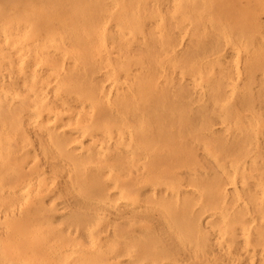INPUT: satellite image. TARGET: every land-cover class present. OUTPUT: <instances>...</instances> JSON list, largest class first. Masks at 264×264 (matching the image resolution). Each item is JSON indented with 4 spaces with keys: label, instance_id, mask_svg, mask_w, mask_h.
Here are the masks:
<instances>
[{
    "label": "bare ground",
    "instance_id": "obj_1",
    "mask_svg": "<svg viewBox=\"0 0 264 264\" xmlns=\"http://www.w3.org/2000/svg\"><path fill=\"white\" fill-rule=\"evenodd\" d=\"M49 1L0 39V264H264V0Z\"/></svg>",
    "mask_w": 264,
    "mask_h": 264
},
{
    "label": "rangeland",
    "instance_id": "obj_2",
    "mask_svg": "<svg viewBox=\"0 0 264 264\" xmlns=\"http://www.w3.org/2000/svg\"><path fill=\"white\" fill-rule=\"evenodd\" d=\"M21 1H23L22 3H21ZM39 1V0H38ZM37 0H0V39H1V34L3 33V31L5 30V29H3V28H5L6 27V24L7 23H10V22H12V23H14V27H13V29H12V31H14L13 33H16L17 32V28H16V25L18 26V23H20V21H22V20H26L25 18L27 17L25 14L27 13L28 14V11H29V13L31 14L32 13V15H34V16H32L33 18H30L31 16H30V14H29V17H27V20L26 21H28V19H29V21H31L32 22V19H35L36 18V9H37V7H38V4H37V2H38ZM47 1V3L45 2L44 3V5H45V8H47L48 7V5H49V8H50V1L49 0H46ZM242 2V5L243 6H246L247 5V3H246V1L245 0H242L241 1ZM36 4V5H35ZM29 6V8L27 7V6ZM47 5V6H46ZM26 6V7H25ZM25 7V8H24ZM23 8V9H22ZM27 8H28V10H27ZM30 8H32V10L30 9ZM25 9L27 10V11H25ZM48 9V8H47ZM12 12H11V11ZM36 12H35V11ZM7 11H9L8 13H7ZM34 13H33V12ZM24 12H26L25 14H24ZM10 13H12V15H10ZM19 13H20V15H19ZM7 14H9L10 16H8ZM24 14V15H23ZM21 15H23V16H21ZM7 17V18H6ZM13 17V18H12ZM25 17V18H24ZM7 19V20H6ZM11 19L13 20V21H15V22H13V21H11ZM16 19V20H15ZM19 20V22H18V20ZM5 21L7 22V23H5ZM18 23H17V22ZM28 21V22H29ZM34 21V20H33ZM3 23H5V24H3ZM15 23H16V25H15ZM3 24V25H2ZM16 31V32H15ZM10 70L9 69H7V68H5V67H3L1 64H0V78H1V76L2 75H4L5 73H7V72H9Z\"/></svg>",
    "mask_w": 264,
    "mask_h": 264
}]
</instances>
